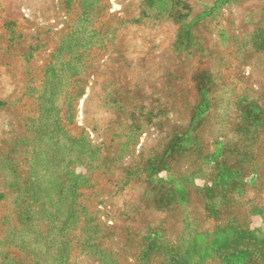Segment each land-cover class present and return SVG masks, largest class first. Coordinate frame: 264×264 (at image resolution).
Instances as JSON below:
<instances>
[{"label": "rangeland", "instance_id": "obj_1", "mask_svg": "<svg viewBox=\"0 0 264 264\" xmlns=\"http://www.w3.org/2000/svg\"><path fill=\"white\" fill-rule=\"evenodd\" d=\"M0 264H264V0H0Z\"/></svg>", "mask_w": 264, "mask_h": 264}]
</instances>
